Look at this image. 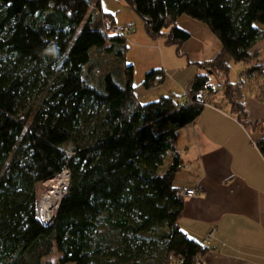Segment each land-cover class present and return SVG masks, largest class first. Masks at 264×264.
<instances>
[{
    "label": "trees",
    "instance_id": "16d2710c",
    "mask_svg": "<svg viewBox=\"0 0 264 264\" xmlns=\"http://www.w3.org/2000/svg\"><path fill=\"white\" fill-rule=\"evenodd\" d=\"M123 1L179 56L191 39L181 17L221 43L214 59L196 64L182 101L139 102L126 61L133 29L106 32L105 21L116 24L99 0H0V264H45L54 254L59 264H197L209 252L179 225L177 133L202 114L199 98L215 81L237 121L264 132L245 97L264 77L252 53L264 35V0ZM234 63L247 67L236 83ZM165 80L153 69L142 87ZM256 145L264 157V135ZM64 170L69 190L47 226L41 189Z\"/></svg>",
    "mask_w": 264,
    "mask_h": 264
},
{
    "label": "crops",
    "instance_id": "0c3cea01",
    "mask_svg": "<svg viewBox=\"0 0 264 264\" xmlns=\"http://www.w3.org/2000/svg\"><path fill=\"white\" fill-rule=\"evenodd\" d=\"M183 18L177 24L191 39L181 48L186 58L181 65L167 64L168 59L176 61L178 53L170 49L175 47L166 45L164 39L149 35L139 38L141 41L132 35L128 38V45L140 49L142 56L150 50L157 52L155 59L147 54L144 62L141 58L139 72L132 62L134 80L145 77L153 69H162L166 75L163 86L145 89L142 93L145 97L153 96L157 101L175 96L182 101L200 72L196 64L211 61L221 51V43L205 25ZM114 21L119 25L116 17ZM260 29L264 34V25ZM131 53L127 54L126 61ZM252 53L255 62L264 67V35ZM212 84L216 86L217 82ZM220 92L210 95L199 118L177 133V150L183 166L175 177L174 186L180 191L195 189L198 192L196 197L185 200L179 225L188 236L209 248L197 264H264V157L256 145L264 132L259 127L257 131L244 128L232 114L223 89ZM245 97L250 122L263 124L264 77L245 90ZM211 233L213 237L206 245Z\"/></svg>",
    "mask_w": 264,
    "mask_h": 264
},
{
    "label": "rangeland",
    "instance_id": "374dc122",
    "mask_svg": "<svg viewBox=\"0 0 264 264\" xmlns=\"http://www.w3.org/2000/svg\"><path fill=\"white\" fill-rule=\"evenodd\" d=\"M101 2V10L106 13V14H112L114 17H116L117 22H118V26H122V25H131L132 29H133V34H131L132 36H134L135 38L137 37L138 39L144 35H148L145 29V23L144 21L132 10L130 9L127 4L123 1V0H99ZM94 8V7H93ZM183 19H189L187 17H184ZM182 24V22H181ZM131 36V37H132ZM139 39V40H140ZM141 41V40H140ZM173 47V46H170ZM174 51H176L175 48H170ZM131 55L129 56V59L127 60L128 65L132 66V62H135V64L137 65V70L139 72V67L141 65V58L142 61H145V55H149L147 57L153 58L155 59L157 57V52L156 51H148L147 53H145V55L142 56V53L140 55V49L138 48H132L129 45V52H131ZM173 51V52H174ZM144 53V52H143ZM176 56V61H174L173 59H168L167 64H171L173 67L177 66V65H181L182 63L186 62V58L184 56H179L178 54L175 55ZM247 67L245 65H243L242 63H238V64H233L232 65V82L236 83L239 82L241 79V72H243ZM137 72V75H138ZM144 78L145 77H141V79L137 78L135 79V86H139V93H138V100L141 104H147L150 102H154L156 99H153L152 97H145L144 91H146L143 87H142V83L144 82ZM137 81L139 82L137 84ZM152 93V92H151ZM219 93V92H218ZM221 93V92H220ZM168 161V160H167ZM43 188L41 189V195L40 198L43 194L46 193V187L42 186ZM39 198V200H40ZM58 255L54 254L53 256H51L50 258L46 259L45 264H59L58 262Z\"/></svg>",
    "mask_w": 264,
    "mask_h": 264
},
{
    "label": "built area",
    "instance_id": "2783aa9c",
    "mask_svg": "<svg viewBox=\"0 0 264 264\" xmlns=\"http://www.w3.org/2000/svg\"><path fill=\"white\" fill-rule=\"evenodd\" d=\"M104 28L106 32L110 34H115V35L127 33L129 30L128 27H125V26L112 25L110 24L109 21L104 22ZM207 88L208 90L199 98V101H201L204 104V106L208 105L210 95L217 93L218 90H222V87H217V86H212V85H207ZM70 180H71V174L69 170H64L61 174L57 175L55 178L43 184V186H45L47 190H46V193L41 196L39 203H38V208H37L38 218L41 221V223L48 225L53 222V219L56 215L59 205L69 190ZM55 184L59 187L58 195H59L60 200H59L58 205L56 206V209L52 211V215L50 216L49 214L45 213L44 210L42 209V203H43L44 198L49 193L52 192L51 188H53ZM181 194L183 198L186 200V199H191V198L196 197L198 192L195 189H186V190L181 191ZM212 237L213 235L211 233L208 236L207 240L205 241L206 245H209Z\"/></svg>",
    "mask_w": 264,
    "mask_h": 264
},
{
    "label": "bare ground",
    "instance_id": "6f19581e",
    "mask_svg": "<svg viewBox=\"0 0 264 264\" xmlns=\"http://www.w3.org/2000/svg\"><path fill=\"white\" fill-rule=\"evenodd\" d=\"M59 187L55 184L53 188H51V193H49L43 200L42 209L45 213L52 215V211L56 209V206L59 203V195H58Z\"/></svg>",
    "mask_w": 264,
    "mask_h": 264
},
{
    "label": "water",
    "instance_id": "95a60500",
    "mask_svg": "<svg viewBox=\"0 0 264 264\" xmlns=\"http://www.w3.org/2000/svg\"><path fill=\"white\" fill-rule=\"evenodd\" d=\"M44 225H45V224H44ZM48 225H50V224H48ZM48 225H47V226H48Z\"/></svg>",
    "mask_w": 264,
    "mask_h": 264
}]
</instances>
